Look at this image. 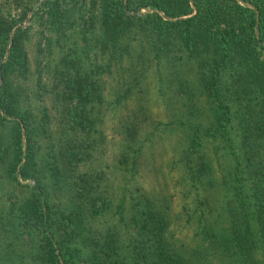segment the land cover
I'll return each instance as SVG.
<instances>
[{
    "label": "trees",
    "instance_id": "1",
    "mask_svg": "<svg viewBox=\"0 0 264 264\" xmlns=\"http://www.w3.org/2000/svg\"><path fill=\"white\" fill-rule=\"evenodd\" d=\"M17 1V17L0 8V162L7 179L34 182L22 183L28 192L21 195L8 193L7 212L0 213L7 224L0 227V264H264V0ZM26 9L44 24L38 44L57 54H50L49 70L52 86L63 88L62 131L66 124L83 131L84 145L100 120L99 75L116 66V100L126 99L144 89L154 59L159 95L167 105V97L178 101L167 123L185 130L181 193L183 200L191 193L193 205L182 202L183 214L170 211L168 197L137 187L128 207L120 205L124 194L111 207V190L100 185L98 172L69 173L73 143L47 154L53 185L47 189L34 142L48 130V114L35 120L13 80L30 72L24 43L30 25L18 24ZM51 34L70 46L51 49ZM34 84L41 94L52 87L38 67ZM200 96L206 121L194 112ZM136 128L132 121L123 125L115 158L123 171L134 168L141 151ZM219 185L217 197L212 190ZM181 214L191 226L189 240L173 228Z\"/></svg>",
    "mask_w": 264,
    "mask_h": 264
},
{
    "label": "rangeland",
    "instance_id": "2",
    "mask_svg": "<svg viewBox=\"0 0 264 264\" xmlns=\"http://www.w3.org/2000/svg\"><path fill=\"white\" fill-rule=\"evenodd\" d=\"M20 1L23 2L24 0ZM18 3L19 1L17 0H0V8L3 11L10 12L12 17H17L22 11V7ZM32 8L35 9V5ZM31 9H26L25 16L18 22V24L21 23L23 26L30 25L29 37L24 42L26 52H28V68L30 72L23 79L21 77H14L13 80L17 82L21 91V106L31 109L34 113L35 120L41 119L43 111L48 114V121L46 122L48 130L43 136L35 135L36 141L34 142V145L37 143L36 147H38L37 161L41 162L42 166L44 165L45 167L44 173H46V176L43 180L45 181L47 179V189L53 188V185L49 168L50 164L46 165L45 161L47 160L51 163L50 155L52 153L57 154L58 147L73 143V145L75 144V157L67 164L69 173L75 176L76 174L86 172H98L101 175L100 185L108 183V188L112 192L109 191L112 196L111 207L112 204L114 205V201L118 202V197L121 194H124V203H118L128 207L131 201L130 197L134 194L132 191L136 187L138 190L146 191L157 198L160 195L168 197L170 211L172 213L183 211L181 208L182 202L192 206V202L190 203V195L192 194L190 193V195L185 196V200H183L184 196L181 193V190L186 189V179L183 169H181L182 164L178 160L180 158L178 151L180 144L186 139L184 136L185 130L179 124L173 125L168 124L169 122L167 123L170 118L173 119L176 116L172 109L178 101L172 96L167 97L172 99V102L167 105L166 100L159 95L157 83L154 80L156 66L154 59L150 60L149 76H147L148 82L144 85V89H137L126 99L116 100L114 93V87L116 86L114 80L118 72L116 66L112 68L111 72H103L99 75L98 81L101 83L102 94L98 104H100V111L102 113L98 111L95 114L96 119L100 117L99 123L97 124L96 130L92 131L90 129L85 135L84 145L79 142L83 131L79 132L78 130H74L68 124L64 126L66 129L62 131L66 117L60 116L59 113V103L61 102L59 93L62 94L63 88L61 89L62 85L52 86V72L49 70L52 68V63L57 54L54 52L49 53L44 45L41 43L38 44L39 39H41L38 31L45 27L40 21L41 19L32 14ZM143 10L145 9H140V11ZM51 35L53 36L50 42L51 49H61L62 46L63 48L70 46L71 43L67 41H53L55 36L53 34ZM77 42H81V40ZM50 54H54L55 56H50ZM37 67L41 69L42 81L52 86L49 91L47 90L49 93L41 94L39 91L41 88L39 90L35 88L34 75ZM203 98V96L195 98L194 112L197 113L198 111L197 115L200 116L198 118L206 121L208 110ZM130 121L134 123V126L138 127L136 128L138 131L135 136L136 140L139 139L141 151L136 158L134 168L131 169L132 172H127L116 166L115 158L119 150L123 147L120 143L121 137L124 134L123 125ZM151 123L156 125L152 128V133L146 136V132L151 129ZM6 126L3 127V130H5ZM87 141L92 146L89 147ZM22 145L24 147V137L22 139ZM132 146L137 147V143L135 142ZM90 148L91 150H89ZM49 153L50 155H47ZM212 161L213 163L217 162L216 159ZM2 170L3 165L0 162V213L7 212L8 193L16 192L21 195L26 190L28 192V186L25 187L22 183L27 182V184H31L34 182L32 178L22 179L18 177L19 183H16L13 180L7 179L3 175ZM71 175L68 176L69 179ZM222 192L223 189L220 185L215 191L212 190V194L217 197ZM64 193V190L60 191V197ZM49 199L54 200L52 192L49 193ZM124 214H127L126 209L124 210ZM182 214L180 218L173 219V228L177 235L182 236L184 240H189L191 226L185 222V215ZM5 217L6 213L3 218H0V227L7 226V224L1 225V221L5 220ZM111 218H114V216ZM2 244L0 242V245ZM17 263L15 260V264ZM213 263L216 264L215 262Z\"/></svg>",
    "mask_w": 264,
    "mask_h": 264
}]
</instances>
